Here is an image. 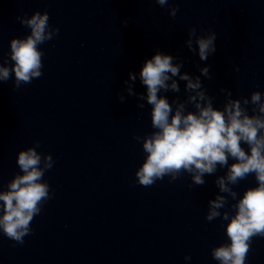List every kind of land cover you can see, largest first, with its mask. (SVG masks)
Here are the masks:
<instances>
[{
    "label": "water",
    "instance_id": "95a60500",
    "mask_svg": "<svg viewBox=\"0 0 264 264\" xmlns=\"http://www.w3.org/2000/svg\"><path fill=\"white\" fill-rule=\"evenodd\" d=\"M174 2L175 19L154 0H0V63L9 41L30 31L17 16L47 10L60 29L40 46L41 77L16 90L11 78L0 83V190L19 171L17 152L34 141L56 161L44 177L55 196L22 246L0 234V264H186V254L190 264H217L210 249L224 242L226 221L207 222L205 215L219 193L214 180L226 169L191 189L188 173L172 183L165 177L151 187L134 185L143 156L133 136L153 131L150 106L137 108L126 93L121 103L117 94L156 48L183 57L182 71L198 74V57L184 46L192 26L217 33V51L206 62L212 79L202 77L214 106L223 104L220 88L233 98L264 92V0ZM135 91H144L139 80ZM251 186V175L230 185L237 199ZM219 194L226 197L219 211L232 214L235 201ZM247 264H264V238H253Z\"/></svg>",
    "mask_w": 264,
    "mask_h": 264
},
{
    "label": "clouds",
    "instance_id": "9594fccd",
    "mask_svg": "<svg viewBox=\"0 0 264 264\" xmlns=\"http://www.w3.org/2000/svg\"><path fill=\"white\" fill-rule=\"evenodd\" d=\"M154 2L175 19L179 4L174 0ZM16 19L30 31L9 41L0 63V83L11 78L13 90L42 76L45 52L40 46L60 32L59 27L49 23L47 10L36 11L30 17L25 13ZM121 23L127 26L128 20ZM216 40L215 31L190 27L184 46L198 57L200 63L194 62L198 74L182 71L183 57L156 48L144 58L138 71L128 73L117 95L121 103L126 93L137 98V108L144 109L145 103L150 106L153 131L133 136L141 145L143 159L132 183L151 187L165 177L172 183L188 173L191 189L204 185L206 175L225 168V174L216 177L214 184L219 193H227L235 203L231 205L232 214L222 215L219 209L225 206L226 197L217 193L208 200L205 220L212 222L219 217L226 221L221 225L225 240L212 247L210 255L217 264H247L253 238H264V92L257 90L248 97L233 98L231 90L220 88L224 101L221 107L214 106L216 97L208 94L202 77L212 79L211 65L206 62L217 51ZM137 80L143 92L135 91ZM180 82H184L182 97ZM168 93L175 94L171 100ZM38 148L37 140L17 152L19 171L0 190V234L14 242L12 247L25 243L24 237L34 232V217L55 196L44 177L56 161L52 153L38 152ZM249 175L254 177L255 186L246 188L237 199L230 185H237ZM183 259L190 264L192 257L186 254Z\"/></svg>",
    "mask_w": 264,
    "mask_h": 264
}]
</instances>
